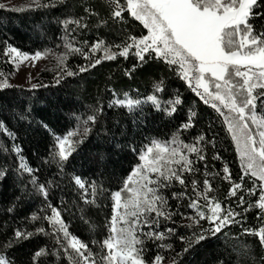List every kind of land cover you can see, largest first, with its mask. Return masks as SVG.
Instances as JSON below:
<instances>
[{"label":"snow or ice","instance_id":"6c2138e0","mask_svg":"<svg viewBox=\"0 0 264 264\" xmlns=\"http://www.w3.org/2000/svg\"><path fill=\"white\" fill-rule=\"evenodd\" d=\"M57 8L59 43L54 47L27 52L3 41L2 52L13 71L0 69V90L15 87L10 78L21 64L28 69L29 91L59 89L69 78L118 59L119 71L128 80L146 65H156L161 75L152 79L150 92L133 96L135 90H118L109 74L91 102H77L70 110L74 126L63 135L37 121L51 133L53 144L35 167L18 144L9 149L0 142V152L15 154L11 170L26 194L5 209L0 264H200L197 257L214 242L218 246L203 264H264V0H27L19 6L0 2V9L12 12ZM49 57L54 65L46 70L53 75L45 83L37 79L39 71L33 76L31 69ZM76 57L83 62H75ZM164 72L181 81L198 101L189 104L179 90L162 99ZM36 99L29 96L20 111L10 107L12 119L28 120ZM198 103L211 110L206 127ZM146 105L161 119L168 118L170 134L161 139L141 133L137 139L120 126L123 147L133 160L117 178L116 190L88 181L74 169L66 171L73 153L90 137L103 143L116 139L113 129L119 121L108 126L107 109H124L139 128ZM186 105L185 118L177 121L174 114ZM216 124L234 147L239 164L235 177L223 157ZM0 133L16 139L2 119ZM97 156L104 159L103 152ZM45 165H54L52 178ZM8 171L6 164L0 165V178ZM217 181L229 185L223 196ZM109 192L111 215L102 225L86 219ZM67 195L73 199L66 200ZM28 198H39L41 206L18 220L17 204ZM251 210H256L258 226H246ZM77 212L88 224L90 240L69 231L65 217ZM236 225L240 231L232 233ZM243 234L255 237L256 243L240 240ZM39 236L47 238L43 244Z\"/></svg>","mask_w":264,"mask_h":264},{"label":"trees","instance_id":"16d2710c","mask_svg":"<svg viewBox=\"0 0 264 264\" xmlns=\"http://www.w3.org/2000/svg\"><path fill=\"white\" fill-rule=\"evenodd\" d=\"M27 0H16L14 5H21ZM60 9L52 10H25L21 12H12L0 9V69L6 73L12 72L13 67L6 62V57L3 55L2 47L3 41L21 49V51L33 52L37 49H43L45 46L54 47L59 43L57 36L59 35L58 26L54 23V17L59 15ZM138 24V22H136ZM139 28L136 29L139 32ZM104 29L100 30V34H104ZM75 62H83L82 58L76 57ZM127 63V62H125ZM117 61H103L101 65L89 73L81 74L76 78H69V83L59 89H37L28 90V86L14 85L15 87L0 90V119L4 120L8 128L16 133L15 141L0 133V142L5 147L10 149L12 143H16L21 148V154L26 158L30 166L35 167L39 162L47 158L48 152L53 144V137L48 129L41 127L37 121L43 120L48 125L52 132L63 135L69 128L74 126V121L69 113L72 108L80 104L91 102L97 94L98 87L103 88L106 78L109 74L112 75L111 83L120 90H135L131 94L135 96L137 92L145 95L151 91V81L153 78H159L161 69L156 65H146L142 70L138 71L132 80L123 77L119 71ZM54 65L51 57L44 59V64L39 70L37 79L47 83L51 80L53 73L46 69ZM166 89L162 93V99L167 100L169 93L174 90H179L182 98L187 100L189 104L197 102L198 98L191 93L190 90L174 76L164 72ZM35 82V81H34ZM33 96L37 99L32 103V112L28 120L19 121L12 119L8 109L14 107L16 111H20L27 105L28 97ZM187 105L182 111H178L176 120L180 121L185 118ZM197 110L203 114V125L206 127L209 123L208 113L211 110L198 103ZM145 116L143 123L139 128H134L132 121L133 116L128 115L124 109H107L104 115L107 117L108 126H113L116 121H119V126L115 127L116 139L108 143L98 142L94 136L90 137L82 144L76 153H73L74 159L69 164L66 171L71 172L73 169L78 175H82L88 181L95 179L98 184H102L105 189L116 190L119 186L117 178L129 169V162L133 160V156L128 152L123 145L126 143L124 136L121 134L120 126H123L127 131L129 137L135 135L137 139L140 138L141 133L144 136H157L161 139L170 134V125L168 118L161 119L159 115L150 106L146 105L144 108ZM138 115V114H137ZM215 115V114H213ZM200 126L197 125V129ZM197 129L189 130L195 132ZM219 130L220 147L223 157L229 162L232 174L235 177L239 171V164L235 157L234 147L231 145L224 131L219 124L215 125L214 131ZM189 138H191L189 136ZM116 144L121 147L117 148ZM226 149V151H225ZM103 152L104 159L98 160L97 154ZM71 159V158H70ZM15 163V154L0 152V165H7L9 168L8 174L0 178V223L8 217L5 215V209L15 200L17 196L25 197L22 192L23 185L20 179L11 170ZM219 167V162H215ZM43 168H48V177L52 178L56 174L54 165H45ZM43 168L41 169L43 173ZM67 178H64L63 184H68ZM220 184L219 195L223 196L229 187L227 182L217 181ZM215 186V185H214ZM71 192V189H67ZM258 196V192L256 193ZM66 200H72V195L65 196ZM247 199V197H246ZM101 207L99 209H91L86 219L95 221L98 225H102L106 216L111 215V200L110 192L107 193L103 200L99 202ZM105 205H107L105 207ZM41 206L39 198H28L27 202L17 204L19 216L17 219L36 211ZM246 226L253 227L257 225L256 210H251L247 214ZM66 223L69 224V231L77 235L83 240H90L91 234L89 232L88 224L79 218V213L75 215H68L65 217ZM230 231L237 233L240 231V226H232ZM106 234V230H104ZM97 238H100L99 230L96 233ZM38 241L43 244L47 239L44 236H39ZM224 238L222 237L221 240ZM240 240L255 244L256 238L248 234H243L239 237ZM35 242V241H34ZM230 243L235 244V240H230ZM218 246V242L213 243V248L202 250V254L197 257L200 264L203 261L210 259L214 254L213 249ZM30 247V246H29ZM177 250L178 247H177ZM27 249L21 251L20 255L23 258L26 255ZM154 254V250H150ZM258 251V250H257Z\"/></svg>","mask_w":264,"mask_h":264},{"label":"rangeland","instance_id":"374dc122","mask_svg":"<svg viewBox=\"0 0 264 264\" xmlns=\"http://www.w3.org/2000/svg\"><path fill=\"white\" fill-rule=\"evenodd\" d=\"M0 2H5L9 6H11L16 3V0H0ZM25 63L27 64L29 62H25ZM43 64H44V59L38 60L36 62V67L31 69L33 76H36L37 72L42 68ZM27 71L28 69L25 68L23 64H21L18 71L11 76L10 78L11 83L13 85L28 86L26 82L27 81V75H26Z\"/></svg>","mask_w":264,"mask_h":264}]
</instances>
